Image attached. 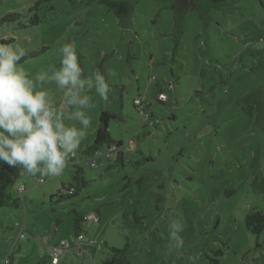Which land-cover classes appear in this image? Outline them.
Listing matches in <instances>:
<instances>
[{
	"label": "rangeland",
	"instance_id": "obj_1",
	"mask_svg": "<svg viewBox=\"0 0 264 264\" xmlns=\"http://www.w3.org/2000/svg\"><path fill=\"white\" fill-rule=\"evenodd\" d=\"M34 1L39 24L0 23V43L28 53L19 66L58 67L57 48L72 42L85 76L100 71L111 92L106 101L87 93L93 125L63 175L0 162V200L20 198L0 205V264H53L60 240L57 264H103L111 247L126 249V264H264V229L255 239L244 222L264 211V0H224L181 19L173 0H0V19ZM138 98L149 104L144 116ZM102 110L116 116L108 131L122 142V164L82 152ZM74 164L86 184L61 200ZM74 210L98 218L80 222V238Z\"/></svg>",
	"mask_w": 264,
	"mask_h": 264
},
{
	"label": "clouds",
	"instance_id": "obj_2",
	"mask_svg": "<svg viewBox=\"0 0 264 264\" xmlns=\"http://www.w3.org/2000/svg\"><path fill=\"white\" fill-rule=\"evenodd\" d=\"M27 54L19 44L0 43V162L59 177L92 128L96 103L87 93L106 101L111 86L100 71L85 76L72 42L60 44L59 66L47 71L20 67ZM181 229L176 222L169 229L177 248L183 246Z\"/></svg>",
	"mask_w": 264,
	"mask_h": 264
},
{
	"label": "trees",
	"instance_id": "obj_3",
	"mask_svg": "<svg viewBox=\"0 0 264 264\" xmlns=\"http://www.w3.org/2000/svg\"><path fill=\"white\" fill-rule=\"evenodd\" d=\"M224 0H173L172 2V10L176 18H182L185 13L188 12L190 9H195L201 14V16H206L209 9L218 8L220 5L223 4ZM39 6L38 1H34L32 4H29L25 9L19 12H8L3 18L0 19V23H9L15 24L16 28L18 29H25L27 27H31L37 25L41 22V16L39 14ZM156 101H159L156 99ZM161 102H164L161 101ZM134 104V101H133ZM149 104H142L141 106L135 105L134 106L138 109V112H143V109L148 108ZM144 116L143 113H141ZM151 122L154 121L151 115L146 116ZM116 116L106 110H102L99 114L98 119V126L95 130L94 139L91 143L87 144L82 148V152L84 154H89L94 150H101V147L109 148L111 146H115L114 153L115 156L113 159L115 160V165L119 163L122 164L123 161V150L121 149L122 142L114 140L108 131V123L110 119H115ZM143 123H145L143 118ZM74 173L72 174V180L75 182V185L68 184V185H61V189L66 191V194H60L59 197L61 200L70 198L77 194L78 189L84 187L86 181L82 175V169L75 165ZM74 188V191H70V188ZM20 198H12L9 193H6L3 200H0V205L2 206H13L16 207L19 205ZM85 215L80 212L74 210V219H73V235L78 237L81 235V227L80 222L85 220ZM245 227L246 229L255 236V239L259 237L261 232L264 229V211L259 210L257 208L250 209L245 217H244ZM214 253L216 255H222L223 251L218 249L215 250ZM8 264H12L10 258L6 259ZM127 263V256H126V249L125 248H117L111 247L110 248V258L103 262V264H126ZM213 263L217 264L218 259H213ZM40 264V263H38ZM56 264V263H53Z\"/></svg>",
	"mask_w": 264,
	"mask_h": 264
},
{
	"label": "built area",
	"instance_id": "obj_4",
	"mask_svg": "<svg viewBox=\"0 0 264 264\" xmlns=\"http://www.w3.org/2000/svg\"><path fill=\"white\" fill-rule=\"evenodd\" d=\"M157 99H159V98H165V96L162 94V93H159L158 95H157ZM160 100V99H159ZM143 101L141 100L140 101V98H138V99H134V104L135 105H139V106H141L143 103H142ZM141 113H143L142 111H141ZM114 149H115V146H111V147H109V148H106V150H104V151H102V150H94V151H92V152H90V154L92 155V156H101V157H104L105 159H108V160H110V159H113V157L115 156V153H114ZM90 155V156H91ZM72 157L73 156H71L70 157V159H72ZM91 159L90 160H88L87 162H88V164L91 166V167H93L94 166V162H93V160H92V157H90ZM69 159V160H70ZM42 181V179L41 178H39L38 180H37V182H41ZM70 191L72 192V191H74V188H70ZM84 218L85 219H91V220H93V221H96L98 218H96L94 215H92V214H88V215H85L84 216ZM22 236V233H20V236L19 237H21ZM81 237V235H79L78 236V238H80ZM64 246H65V241L64 240H60L57 244H55L51 249H52V251H51V262L52 263H57L58 262V258H59V255H61L62 254V252H63V248H64ZM5 263L6 264H8V261H5ZM4 263V264H5Z\"/></svg>",
	"mask_w": 264,
	"mask_h": 264
},
{
	"label": "crops",
	"instance_id": "obj_5",
	"mask_svg": "<svg viewBox=\"0 0 264 264\" xmlns=\"http://www.w3.org/2000/svg\"><path fill=\"white\" fill-rule=\"evenodd\" d=\"M130 143H131L130 145L132 146V141H130ZM88 144H89V143H88ZM133 144H134V143H133ZM86 145H87V144H86ZM83 148H84V147H83ZM129 148H130V147H129ZM75 161H76V160H75Z\"/></svg>",
	"mask_w": 264,
	"mask_h": 264
}]
</instances>
